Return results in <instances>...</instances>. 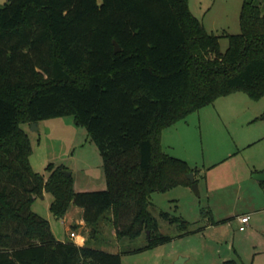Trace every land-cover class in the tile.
Returning a JSON list of instances; mask_svg holds the SVG:
<instances>
[{
    "label": "trees",
    "instance_id": "obj_1",
    "mask_svg": "<svg viewBox=\"0 0 264 264\" xmlns=\"http://www.w3.org/2000/svg\"><path fill=\"white\" fill-rule=\"evenodd\" d=\"M240 27L222 53L188 0L0 5V264H122L118 253L56 240L31 211L44 192L58 219L74 205L95 228L110 211L119 240L145 235L144 249L170 241L150 212L151 196L191 187L196 169L163 150V131L235 91L264 97V10L245 0ZM66 116L97 145L106 190L75 192L65 166L49 165L46 179L32 169L21 126ZM160 217L184 232L191 226Z\"/></svg>",
    "mask_w": 264,
    "mask_h": 264
},
{
    "label": "rangeland",
    "instance_id": "obj_2",
    "mask_svg": "<svg viewBox=\"0 0 264 264\" xmlns=\"http://www.w3.org/2000/svg\"><path fill=\"white\" fill-rule=\"evenodd\" d=\"M244 1L188 0L205 31L219 37L222 53L229 45L226 35L241 32ZM248 1L264 10V0ZM21 127L31 141L29 161L35 172L46 179L49 165L65 166L75 192L107 189L100 151L73 116L42 121L38 131L28 124ZM161 145L197 170L198 193L178 186L151 196L150 212L170 241L144 249L145 235L119 240L110 211L95 228L83 223L82 212L74 205L67 214L71 222L58 219L50 210L54 197L47 192L36 198L31 211L49 222L56 240L118 253L122 264H224L229 260L264 264V188L254 178L264 171V97L255 100L243 91L219 97L165 129ZM161 212L190 222L189 230L165 221ZM244 213L251 216L246 232L240 231L237 221ZM213 220L215 225L207 227ZM72 232L76 237H71Z\"/></svg>",
    "mask_w": 264,
    "mask_h": 264
},
{
    "label": "water",
    "instance_id": "obj_3",
    "mask_svg": "<svg viewBox=\"0 0 264 264\" xmlns=\"http://www.w3.org/2000/svg\"><path fill=\"white\" fill-rule=\"evenodd\" d=\"M6 3H7V0H0V5H5ZM114 44H115V52L118 53L120 51V47L118 46V44L116 42ZM31 128L33 131H38L39 130V123L31 124ZM65 172L68 176H71V172H69L67 170ZM187 177L192 183L191 187H192L193 191L198 193V185H197V182L195 181L194 173L188 174ZM255 178L260 182L264 181V173L256 175Z\"/></svg>",
    "mask_w": 264,
    "mask_h": 264
},
{
    "label": "crops",
    "instance_id": "obj_4",
    "mask_svg": "<svg viewBox=\"0 0 264 264\" xmlns=\"http://www.w3.org/2000/svg\"><path fill=\"white\" fill-rule=\"evenodd\" d=\"M39 125H40V123H39ZM261 173H264V171H261V172H257V173H255V176H254V178L256 177V175H258V174H261ZM194 177H195V181L197 182V170H196V172L194 173ZM256 179V178H255ZM257 180V179H256ZM258 181V180H257ZM258 183H259V185H260V187H262V188H264L262 185H261V183H264V181H262V182H260V181H258ZM75 208H79V207H75ZM80 209V213L82 212V209L81 208H79ZM68 214V213H67ZM246 214H248V213H244V214H242V215H246ZM250 215V214H249ZM240 217V216H239ZM239 217H238V224H239V226L241 225L240 224V222H239ZM65 218H68V220L70 219L69 218V216L68 215H66L65 216ZM83 221V220H82ZM69 222H71V219L69 220ZM250 222H251V219H250V221H249V223H248V226H250ZM84 223V222H83ZM85 224V223H84ZM213 225H215L214 223H211V225H209V226H207V227H209L210 228V226H213ZM249 229H251V227L249 228ZM248 229V230H249ZM242 232H246V230H244V231H242ZM249 232H251V231H249Z\"/></svg>",
    "mask_w": 264,
    "mask_h": 264
},
{
    "label": "built area",
    "instance_id": "obj_5",
    "mask_svg": "<svg viewBox=\"0 0 264 264\" xmlns=\"http://www.w3.org/2000/svg\"><path fill=\"white\" fill-rule=\"evenodd\" d=\"M250 219H251V216L249 214L241 215L239 217V222L241 224L240 225V231H244L246 229V226L249 223ZM71 237H73V238L76 237L74 232L71 233Z\"/></svg>",
    "mask_w": 264,
    "mask_h": 264
}]
</instances>
